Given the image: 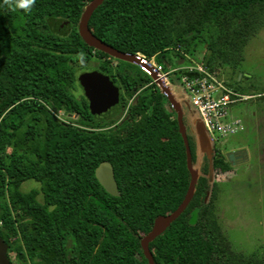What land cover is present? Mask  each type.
<instances>
[{
    "label": "trees",
    "instance_id": "16d2710c",
    "mask_svg": "<svg viewBox=\"0 0 264 264\" xmlns=\"http://www.w3.org/2000/svg\"><path fill=\"white\" fill-rule=\"evenodd\" d=\"M91 1L36 0L25 13L0 0V235L15 264H149L142 236L180 206L190 185L176 112L155 84L120 122L128 99L152 78L84 42L78 26ZM89 26L115 49L166 68L173 57L202 53L212 71L242 62L264 28V0H106ZM94 58L124 89L105 118L91 113L79 83ZM190 147L195 166L191 137ZM103 161L114 167L119 197L95 176ZM212 166L232 168L216 154ZM201 171L186 211L151 244L156 264H234L212 208L207 156ZM27 181L40 188L23 191Z\"/></svg>",
    "mask_w": 264,
    "mask_h": 264
},
{
    "label": "rangeland",
    "instance_id": "374dc122",
    "mask_svg": "<svg viewBox=\"0 0 264 264\" xmlns=\"http://www.w3.org/2000/svg\"><path fill=\"white\" fill-rule=\"evenodd\" d=\"M201 55L187 56V60L173 57V69L200 63ZM98 65V59L94 58L89 67L96 69ZM185 72L186 69H183L167 77V84L175 96L177 92L174 86L182 88L179 79L186 75ZM210 73L224 89L232 92V99H237L226 107L225 116L220 119L223 130L219 131L217 126L211 127L212 133L209 134L214 142L215 154L224 156L227 152L242 149L248 153L246 161L234 160L235 164L228 171L213 169L209 181L216 184L215 196L211 199L212 208L216 210L214 215L219 232L231 241V251L258 253L261 256L258 258L264 259V28L245 48L242 62L237 66L219 67ZM219 93L217 91L216 95ZM132 104L133 100L128 99L120 121ZM184 109L189 120L187 107ZM58 116L67 121L62 111ZM235 120H241V123L234 128L230 125ZM204 159L205 155L198 153L196 165L200 176ZM34 188H40L35 181L22 185L23 191ZM13 256L11 259L15 264Z\"/></svg>",
    "mask_w": 264,
    "mask_h": 264
},
{
    "label": "water",
    "instance_id": "95a60500",
    "mask_svg": "<svg viewBox=\"0 0 264 264\" xmlns=\"http://www.w3.org/2000/svg\"><path fill=\"white\" fill-rule=\"evenodd\" d=\"M105 1L106 0H92L86 5L78 26L81 38L89 47L103 52L112 58L138 65L144 69L154 81H156V85L168 98L169 103L177 114L179 130L186 146L187 164L191 175V181L184 200L175 211L158 217L155 220L152 230L141 241L142 250L149 264H156L154 256L150 250V244L159 236H161L185 212L194 197L196 185L200 176L197 165L194 166L192 162V154L187 136V127L183 121L185 107H187L189 112V122L193 132L196 135L198 153L207 156L210 162V174L208 178H211L214 169L212 166L215 155L214 142L211 135L204 127L203 122L196 109L193 107L188 95L182 92L180 86H174L175 91L177 92L175 96L170 85H168L166 81L159 79L158 75L154 72L146 59L140 55L124 53L115 49L114 47L100 40L91 31L89 26L90 19L98 7L101 6ZM79 83L84 91L85 97L89 102V109L95 117L105 118L116 112L119 107L120 91L108 76L97 71L85 72L80 75ZM233 156V154L230 155V157ZM95 176L107 193L114 197L120 196L119 186L115 178L114 167L109 161H103L99 164L95 170ZM209 197L210 192L207 194L206 201H208ZM9 250V245L0 235V264H12L9 256Z\"/></svg>",
    "mask_w": 264,
    "mask_h": 264
},
{
    "label": "built area",
    "instance_id": "2783aa9c",
    "mask_svg": "<svg viewBox=\"0 0 264 264\" xmlns=\"http://www.w3.org/2000/svg\"><path fill=\"white\" fill-rule=\"evenodd\" d=\"M143 58L146 59L148 64L158 75L159 79L166 82L168 81L167 77L169 75H173L177 71L186 69V75L179 79V84L182 85V91L184 90V93L188 95L193 107L196 109L208 132L212 133L211 127L214 126H217L219 131L223 130V127H220V119L225 116L224 111L226 107L235 103L234 100L237 99H232V92L229 93L228 90L223 88L221 83L211 77L212 74L209 69L204 67L203 64L197 62L187 67L182 66L175 69H173L175 66H173V63L166 68L164 65L158 64L155 57L147 59L143 56ZM174 79L176 80V78ZM217 91L220 92L219 95H216ZM240 123L241 120H235L230 126L235 128V126Z\"/></svg>",
    "mask_w": 264,
    "mask_h": 264
},
{
    "label": "flooded vegetation",
    "instance_id": "af4514ba",
    "mask_svg": "<svg viewBox=\"0 0 264 264\" xmlns=\"http://www.w3.org/2000/svg\"><path fill=\"white\" fill-rule=\"evenodd\" d=\"M140 55V54H139ZM141 57H143L142 55H140ZM179 59V58H178ZM187 60V59H186ZM113 65L114 66H116L117 65V62L116 61H114V63H113ZM138 66V65H137ZM144 70V69H143ZM94 71H97V72H100V73H103L104 75H106V76H108L111 80H112V82L114 83V85L116 86V87H118L119 88V91H120V94H119V104H121V96L123 95V93H124V89H122V87L119 85V82H118V78L117 77H114L113 75H110L109 73H107V72H105V71H103L102 69H101V67H98V68H96V69H91V70H89V71H85V72H94ZM145 71V70H144ZM85 72H82V73H85ZM82 73H80V75L82 74ZM149 75V74H148ZM150 76V75H149ZM151 77V76H150ZM152 78V77H151ZM154 84L156 85V81H154L153 79H152V82H150V83H148L147 85H145L144 87H142V88H140L137 92H136V94L132 97V98H130V100H133V104L136 102V100L139 98V97H141L142 96V94H148V92L149 93H151V92H153V93H156L157 92V89L156 88H151V87H153L154 86ZM157 86V85H156ZM158 87V86H157ZM151 89V90H150ZM159 89V88H158ZM160 90V89H159ZM167 98V97H166ZM128 102V101H127ZM132 104V105H133ZM131 105V106H132ZM120 106V105H119ZM127 106V105H126ZM130 106V107H131ZM126 108V107H125ZM172 108V106H171V104L169 103V101H168V98H167V103H166V105H165V109L167 110V111H169L170 109ZM173 109V108H172ZM124 111H125V109H124ZM128 111H129V109H128ZM128 111H127V113H128ZM120 111H118L117 112V114L119 113ZM127 113H126V115H127ZM126 118V116L124 117V118H122V121L124 120ZM171 119L172 120H174V119H176L177 120V123H178V118H177V114L175 113V115H173V116H171ZM183 121H184V124H185V126L187 127V136H188V141H189V146H190V137L193 139V144H194V147H195V150H196V152H195V159L197 158V161H198V148H197V140H196V135H195V133L193 132V130H192V127H191V124H190V122H189V120L187 119V117H186V115H184V119H183ZM121 122V121H120ZM178 132L180 133V130H179V123H178ZM181 134V133H180ZM182 136V135H181ZM184 140V139H183ZM185 143V142H184ZM186 147V146H185ZM190 150H191V147H190ZM187 153V152H186ZM191 154H192V151H191ZM234 155L233 157H230V155ZM248 155V153L244 150V149H242V150H239V151H235V152H227V153H225V158H226V161H228V162H230L231 163V165H232V167H233V165L235 164V161L234 160H236V161H246V159H247V156ZM192 162H193V154H192ZM195 162V161H194ZM193 162V163H194ZM203 163H204V161H203ZM202 168H203V164L201 165V170H202ZM202 172V171H201ZM201 176H202V173H201ZM201 176H199V179H200V177ZM198 179V180H199ZM186 211V210H185ZM169 214V213H168ZM167 215V214H166ZM157 219V218H156ZM155 219V220H156ZM179 219V218H178ZM154 223H155V221H154ZM153 226H154V224H153ZM153 228V227H152ZM152 230V229H151ZM147 234H145V235H143L142 236V239L146 236ZM142 241V240H141ZM155 241V240H154ZM153 241V242H154ZM152 242V243H153ZM151 243V244H152ZM151 244H150V250H151V252H152V254H153V251H152V248H151ZM141 248H142V246H141ZM9 249H11L10 248V246H9ZM144 253V252H143ZM261 254V253H260ZM11 255H13V254H11ZM154 256V255H153ZM230 260H231V262L232 263H234V264H264V259H259L258 257H261L260 255H258V253H245V252H239V253H234L233 251H231L230 249H229V252L227 253V255H226ZM14 258V257H13ZM11 261H12V259H11ZM12 264H14L13 263V261H12Z\"/></svg>",
    "mask_w": 264,
    "mask_h": 264
},
{
    "label": "clouds",
    "instance_id": "9594fccd",
    "mask_svg": "<svg viewBox=\"0 0 264 264\" xmlns=\"http://www.w3.org/2000/svg\"><path fill=\"white\" fill-rule=\"evenodd\" d=\"M36 0H3L4 6L10 11L22 10L25 13H30L35 6ZM79 62L84 63V53H80L78 56Z\"/></svg>",
    "mask_w": 264,
    "mask_h": 264
}]
</instances>
